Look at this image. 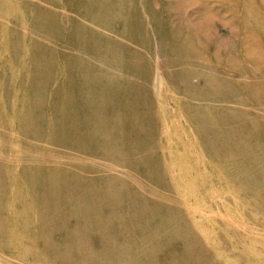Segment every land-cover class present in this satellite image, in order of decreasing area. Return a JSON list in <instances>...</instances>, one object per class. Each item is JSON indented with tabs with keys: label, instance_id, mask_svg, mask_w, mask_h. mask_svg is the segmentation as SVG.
I'll list each match as a JSON object with an SVG mask.
<instances>
[{
	"label": "rangeland",
	"instance_id": "obj_1",
	"mask_svg": "<svg viewBox=\"0 0 264 264\" xmlns=\"http://www.w3.org/2000/svg\"><path fill=\"white\" fill-rule=\"evenodd\" d=\"M71 1L73 0H60V2L59 0H56V2L55 0H0V147L5 148L3 142L6 144V150H0L2 155H0V184L5 185V188L0 191V197L8 195L3 204L5 212H0V223L4 227V230L0 232V264H61V262L66 261H72L71 264H78V261H75L77 256L75 245L78 244L73 242V238H69L63 223L67 217V212L54 217V213L66 208L65 204H60L57 201L58 198L64 197V193H69L65 185L57 184V180L62 179L64 177L63 173L66 171L60 169V174H53V172L43 170L46 165L42 164L45 161L54 163L64 157L70 160L90 158L107 164L110 161H115L119 164H113L114 172L108 171L117 177L113 182L119 187L122 186L123 190L127 188L123 186L125 183L138 187L140 185L139 188L143 187L145 190L143 189L142 194L151 198V202L149 198L146 200V203L152 204L149 206L150 208L157 205L156 198L163 201L162 205L154 210L161 209L160 214L154 217L155 221H153L146 235L145 231L147 229L143 233L129 238L128 241L126 240L127 243L121 241L116 246L105 245V255L110 249L119 245L124 247L129 245L139 251L126 252V255H123L122 260L117 264L126 261L130 264H179L180 257L186 255L190 251V247L199 250V248L193 246L196 245L193 238H199L197 244L201 246L200 251L203 252V254H199L203 257L201 260L203 264H264V191L260 188L264 178L257 180L252 172H264V0H190L191 5L188 1L182 4L181 0H137L139 15L143 19V24L148 36L150 35L151 42V53L145 52L146 55H149L147 57L149 60L151 59L153 65V73L149 72L150 75L152 74L153 83H151L152 85L146 83L148 85L147 89L150 86L147 93L148 101L151 105L156 101L159 106L165 107L167 109L165 110L166 114L169 112L173 115L174 109H176V104L173 101L175 97L173 95L176 93L173 94L172 91L176 80L170 78L176 77L181 82L182 86L175 84V87L181 88L182 97L192 93L178 78L181 76L178 73L181 69L191 67L189 62L194 60V54L192 52V55H190L186 43L187 49L184 48V51L189 56L187 58L180 56L179 58L178 55H175V60H171L173 54L169 52L166 43L171 37L180 34L181 31L191 30L192 18H198V21L205 20L207 17L210 19L211 25L207 27L210 31L208 34L212 33V38L215 39V42H218V48H225L227 51L225 58L227 60H224L222 54L221 57L218 55L217 59H222L221 66H225V70L230 69L228 76L225 75L226 79L231 82L235 92L233 96L229 97L230 103L223 100L220 104L222 110L217 109L212 116L214 119H219L222 118L223 113H226L228 125L236 127V131L230 138L226 148L233 151L232 160H205L194 155L195 150L188 151L185 145L173 144L176 150H173V146L170 145L163 148L165 145L162 144L161 125L158 121L159 128L156 131L155 128L158 123L151 121L150 118L147 125L148 136L145 137L143 131L140 130L131 133L128 144L122 142L123 144L119 143L118 146H108L106 148L107 153L97 154L96 157H87L71 152L67 146L63 147L50 143L49 147L45 137L39 140L40 144L37 146L30 142L29 150L32 153L48 156L49 160L44 158L29 159V165L35 164V168L38 169L31 168L27 170L26 167L22 168L21 165L19 170L22 159L25 158L22 154L28 146L21 143L19 137L17 138L19 127H16L15 124L17 117L22 114L23 102L28 99L29 93L31 94L30 90L35 91V87H40L35 92V96L40 98L39 103L41 105L47 102V107H39V112L43 115L44 127L45 123L54 119L52 110L55 107L53 105L60 106L62 104L63 106L64 104V98L66 97L64 92L61 91L67 85L64 76L69 77L72 73L67 68V64L72 57L84 59L97 69H110L109 71L112 72L110 74L113 75H120L121 72L116 68L117 65L108 64L104 61L109 58L108 56H101L102 54H100L99 56L104 60H99L98 55L94 56V54L85 50V47H82L81 51H76V45L73 47L65 41L68 36L74 39L75 34L71 29L75 28L76 30L73 24L77 23V20H81L71 12ZM180 12L183 16L177 17L174 15ZM204 13L208 15L202 16ZM159 17L162 21L161 28H158L156 21H154L155 18ZM51 20H53L55 31L48 28V21ZM179 24H185L184 28H181ZM52 31L56 33L54 35L56 39H50ZM38 36L40 38H37ZM108 37L109 39L112 38L111 36ZM213 43L214 41L209 43V40H206L205 45L198 49L199 52L203 51L201 53L204 54L203 57L215 58L213 52L217 48L214 50ZM117 44L118 46H125L126 49L130 48L128 52L139 50L143 53L140 42L132 44L128 41L119 40L118 42L117 40ZM42 46H47L46 48L50 49L53 54H47L42 50ZM238 68H242L243 71L248 69L247 71L252 77L243 75L235 78L236 76L232 75L235 74V70H239ZM71 71L73 70L71 69ZM130 77L128 84L129 81L136 82V80H140L143 83L148 81V79L137 77L132 71ZM72 99L67 104L71 110L68 109L65 112H78V110H75V100ZM207 102L213 105L217 104L210 99L206 100V103L191 100V103H198L208 109ZM231 102L236 104L237 108ZM159 106H155V109H158ZM161 106L159 112H162L160 110V108L162 109ZM191 106L194 107L192 104ZM162 114L160 115L161 121L166 123L168 119L165 118L166 115L163 112ZM23 124L25 128L32 125L27 121ZM183 129L189 131L187 138L190 141L197 139V130H200L197 124L185 126ZM23 133H26V131ZM168 135L175 136V131L171 130ZM187 138L185 137V141L188 142ZM172 140L174 139L172 138ZM134 141H138L140 146L137 149L132 147L130 149ZM183 143L186 144L184 141ZM256 145L260 151L255 149ZM12 146H17L20 149L19 152L10 151V148H13ZM238 147H243V150L251 158H244L241 155L242 149ZM168 149L173 150V154L181 158L180 162H182L180 164L174 163L171 166L170 161L165 162L166 164L162 163L161 155L163 151L166 155ZM101 150H104V148ZM220 151L226 152L225 149H220L218 152ZM173 154L169 156V159L174 160ZM6 157L8 158L7 162L5 161L7 160ZM18 157L19 159H17ZM253 158L258 161L256 165L252 164ZM160 160L162 165L169 166L170 169L161 175L155 176L151 173V167L152 165H159ZM242 162H247L243 166L242 172L230 174V170L234 165L241 167ZM69 164H71L70 169L78 165L77 161H70ZM222 170L224 173H229L223 174ZM30 171L36 174L31 177L29 176ZM92 172L93 170L86 168L69 171V174L72 176L70 178L74 179V182L80 187L92 185L87 178L96 181L107 179L106 176L101 178L97 171L93 174ZM251 173L252 175H250ZM75 178L77 179L75 180ZM17 186H20V188L13 192L12 188ZM27 187L29 188L25 191ZM160 193L162 195H159ZM33 194L36 199L33 201L35 206L31 202ZM100 196L104 197V195ZM7 201L9 206L8 204L5 206ZM15 201L20 202L12 205V202ZM48 201L50 204H47ZM76 205H79V203ZM105 207H101V209L106 212L108 209ZM131 207L123 198H119L118 205L111 210L117 209L121 214L128 215ZM48 210L50 215H48ZM14 220L19 224L18 227ZM25 220L32 227L28 228V233L22 236L23 229L21 227ZM37 221L39 226L34 225ZM208 223L213 225L209 232L213 233V239L214 233H216L223 241H228L231 236L223 232V229L229 226L227 229L236 230L234 235L238 236L241 242L235 248L233 247V252H221L217 248L214 249L210 242L203 240V227ZM216 223L220 226H217ZM5 226L7 230H5ZM221 230L223 235L219 234ZM175 231L177 236L173 234ZM178 231H182V233H178ZM82 234L85 239L90 238L87 236V232L84 234L82 231ZM188 236H190V240ZM96 241L99 242V240L94 239V242ZM114 242L115 240L113 244ZM9 243L11 244L8 245ZM19 246L28 247L31 250V257L15 248ZM43 246H51L52 254L45 253L42 250ZM59 247H63L65 250L57 251ZM139 253L143 255L142 259L138 255ZM35 255L39 259L35 258ZM185 255L183 258H188ZM190 256L198 257V252ZM106 258L109 259L110 256H106ZM189 262L192 261L189 260Z\"/></svg>",
	"mask_w": 264,
	"mask_h": 264
},
{
	"label": "bare ground",
	"instance_id": "obj_2",
	"mask_svg": "<svg viewBox=\"0 0 264 264\" xmlns=\"http://www.w3.org/2000/svg\"><path fill=\"white\" fill-rule=\"evenodd\" d=\"M187 1L189 5H191L190 0H181L182 4ZM71 3V7H68H70L71 12L78 16V18H81V20L79 19L80 22L77 20V23L73 24L76 27V30L73 27V29H71V31L75 34L74 39L71 38V36H68L65 41L69 42L73 47H75L76 45V51H81L82 47H85V50H88L90 53L94 54V56L98 55L97 57L99 60H104L99 56L100 54H102L101 56H108L109 58L104 61L108 64L117 65L116 68L121 72L120 75H113L110 74L112 73L109 71L110 69H97L95 68V66L90 65V62L84 59L81 60L80 58L75 59L72 57L70 62L67 64V68H69V71L72 73L69 75V77L67 75L64 76L66 77L67 85L64 90L61 91L64 92V95L66 97L64 98V104L63 106L62 104L60 106L53 105L55 107V109L52 110L54 119H52V121L48 123H45L44 127L43 115L41 112H39V110L41 106L47 107V102L41 105L39 103L40 98H37L35 96V92L40 87H35V91L30 90L31 94L29 93L28 99L23 102L22 114L17 117V122L15 124L16 127H19L17 138L19 137L21 143L28 146L22 154L25 156V158L22 159V164H20L19 170L21 169V165L22 168L26 167L27 170L31 168L38 169L35 168V164H33L32 166L29 165V159L44 158L49 160L48 156H41L39 154L37 155L36 153H32L29 150L30 142L33 145L37 146L38 144H40L39 140H42V138L45 137V140H47V142L49 143V147L50 143L63 147L67 146L68 149L70 148L69 150L71 152H76L87 157H96L97 154L107 153L108 151H106V148L108 146H118L119 143L122 142H124V144H128L131 133L140 130L143 131L145 137L148 136L149 131L147 130V125L150 122V118L151 121H154L156 123H158L159 121L161 125L160 127L163 133L162 144L163 146L165 145L163 148H167V146L169 145L173 146V144H177L178 146L185 145V147L188 148V151L195 150V153L193 154L197 157H202L205 160H232L233 151H229L226 148L230 138L236 131V127L228 125V117H226V113H223L221 116L222 118L219 119H214L212 116L214 115V112L217 111V109L222 110L220 104L223 100H226L228 101V103H230L229 97L233 96L235 92L233 91L231 82L226 79V75L228 74L230 69L225 70V66H221L222 59H217V56L219 55L221 57L222 54L224 60H227L225 59L227 56V51L225 48H218V42H215V39L212 38V33L208 34L210 31L207 29V27H209L208 25H211L210 19L208 17L207 19L202 21H198V18H192L190 23V25H192L191 30L186 29V31H181L180 34L178 33L173 38L171 37L166 43L168 44L169 52L173 54V58L171 60H175V55H178L179 58L180 56L187 58L189 55L184 51L187 48L189 49L190 55L194 54V60L189 62L191 63V67L181 69L180 73H178V75L181 74V76H179L178 78L182 80V82L189 88L188 90H190L192 93H189L188 95H184V97H182L181 88L175 87L176 85L182 86L181 82H179L176 77L170 78L176 80V85L174 84V87L172 88L173 94L176 93L173 95V97L175 96L173 98V101L176 104V109H174L173 115L169 112H167L166 114L165 110L167 109L160 105L162 107V109L160 108V110H162V112L166 115L165 118L168 119L166 124L162 123L161 121L160 115L162 114V112H159V104H157L155 101L151 105L148 101L147 93L150 90V86L148 87V89L146 87L148 85H152L151 83H153L151 76L152 74L150 75V73H153V65L150 61L151 59L149 60V58L147 57L149 55H146L145 52L149 54L151 53V42L149 38L150 35L148 36L145 25L143 24V19L140 18L137 0H73L71 1ZM174 15L177 17L183 16L182 12ZM205 15L206 14L204 13V15L202 16ZM53 20L48 21V28L55 31ZM66 21L68 22V20ZM154 21H156L158 28H161V17L155 18ZM71 22L73 23V21ZM179 25L181 28H184L185 26V24ZM54 31L51 32L50 39H56V37L54 36L56 33ZM108 36H111L113 38H110L112 39V41H110ZM37 38H40V36H38ZM71 40L74 42H72ZM117 40L118 42L119 40H124V42L128 41L132 44H138L140 42V48L143 50V53L139 50L128 52L130 48L126 49L125 46H118ZM206 40H209V43L214 41L212 46H214V50L217 48L216 51L213 52L215 53V58L212 57V59H210L207 56L203 57L204 54H201L203 51L201 50L199 52L198 49L202 48L205 45ZM185 43L187 44V48ZM46 47L42 46V50L47 52V54L49 55L53 54L51 53V50H48V48ZM200 58L203 60H201ZM35 60L38 61L40 59ZM71 69L73 71H71ZM238 69L239 70H235V74L232 75L236 76L235 78L240 76L242 77L243 75H250L249 71H247L248 69H245L244 71L242 68ZM131 71L137 77L148 79V81L144 83L140 80H136V82L129 81L128 84V80L129 78H131ZM250 76L252 77V75ZM71 99L75 100V110H78V112L76 113H73L72 111L65 112V110L70 109L67 104L71 101ZM208 99L214 100L217 104L213 105L207 102L209 108L206 109L198 103H191V100L206 103V100ZM191 104L194 105V107H192ZM232 104L235 108H237L236 104ZM155 106H159L158 109H155ZM192 111L193 113H191ZM25 121L30 122L32 124V127L27 126V128H25V123L23 124V122ZM40 121L42 122L40 123ZM159 123L155 128L156 131L159 128ZM194 124H197L200 130H197V139L195 141H190V139L187 138V134L189 133V131H186L187 129L184 131L183 128L185 126L188 127ZM236 126L240 127L239 125ZM171 130L175 131V136L168 135ZM25 131L26 133H23ZM185 137L188 139V142L185 141ZM172 138L174 140H172ZM183 141L186 144H184ZM3 143L4 147L6 148L5 142ZM139 146L140 143L138 141H134L131 144L130 149L131 147L133 149H137ZM12 147L13 148H10V151L19 152L20 149L17 146ZM5 148L0 147V150L4 151L6 150ZM103 148L104 150H101ZM238 148L242 149L243 152L241 155H243L244 158H251L243 150V147ZM220 149H225L226 152H218ZM255 149L260 151L257 145ZM173 150L176 149L174 148ZM173 150L168 149L169 153L167 152L166 155L163 151L161 155L162 163L166 164L165 162L170 161L171 166H173L174 163L180 164L182 162H180V157H177L173 154ZM172 154L174 155V160L169 159V156H172ZM6 159L7 160L5 161L7 162L8 158L6 157ZM17 159H19V157ZM70 161H77L78 165L74 166L73 169H70ZM257 162V159H254V161H252V164L256 165ZM162 163L160 160L159 165H152L151 173L153 175H161L170 169L169 166H164L162 165ZM42 164L46 165L45 169L43 170L53 172V174H60V169L66 171L63 173L64 177H62V179L60 180H57L58 185H65V187L68 188L69 193H64V197L62 196L57 200L58 203L65 204L66 208L57 213H54V217H58L60 214L67 212V217L63 223L65 225V231L67 232V234H69V238H73V242H75V244L77 242L78 244L77 246L75 245V253H77L75 261H78V264H117L122 260L123 255H126V252L134 253L135 251H137L129 245H126L125 247L123 245H119L118 247H113L112 249H110L106 253V255L104 253V249H106L105 245L116 246L121 241H128L129 238L143 233L147 229L145 231L146 235L148 229L151 228L153 221H155L154 217L160 214L161 209H158L156 211L154 210L160 207L163 201H161L159 198H156L157 205L153 208H150L149 206L152 204L146 203V200L149 198V201L151 202V198L142 194L144 192L143 187L139 188L140 185L138 187L136 185L128 183H125V185H123L127 187L126 190H123L122 186L119 187L115 182H113V180L117 178L116 175L110 174L108 172H114L115 168L113 167V164H119L115 161H110V163L107 164L97 162V160L95 161L90 158L86 160H70L69 158L64 157L63 159L55 161L54 163L45 161ZM246 164L247 162H242L241 167H237L236 165H234V167L230 170V174L233 175L237 172H242V168ZM86 168L93 170L92 174L97 171L98 175H101V178L106 176L107 179L96 181L87 178V180L91 182L92 185L80 187L76 182H74V179L70 178L72 176H70L69 171L71 172L72 170H81ZM252 172L253 175L256 176L255 178L257 180H261L262 178H264V172ZM222 173L228 174L229 172L224 173L222 170ZM35 174L36 173L30 171L29 176L33 177V175ZM250 175H252V173ZM76 179L77 178H75V180ZM3 188H5V185L0 184V191H2ZM19 188L20 186H17L15 188L13 187L12 191L16 192ZM28 188L29 187H27L25 191H27ZM260 188L264 191L263 181L260 184ZM37 194L39 195V193ZM99 195H104V197H99ZM159 195L162 194L160 193ZM6 196L0 197V212H5V207L3 206V204ZM119 198H123L125 202L132 206L131 211L128 215L121 214V212H118L117 209L111 210L118 205ZM34 200L36 199L35 195L33 194V198L31 199L32 204ZM20 201L12 202V205L13 203ZM77 203H79V205H76ZM6 204H8L9 206L8 201L5 203V206ZM47 204H50V202L48 201ZM104 206H106L105 208L108 209L106 212L101 209V207ZM53 211L54 210L52 209V212ZM48 215H50L49 210ZM174 216L176 217V215ZM15 224L18 227L19 224L16 221ZM34 225L39 226V222L37 221ZM212 226L213 225L211 223H208L203 227L202 236L204 237V239H202L206 240L208 243L210 242L214 249L217 248L221 252H233L235 246H237L241 242L238 236L234 235L236 230H230L227 229V227L229 226H224L226 228L223 229V232L229 234V236L231 237L228 241H223L219 237V235H216V233H214L215 235L213 239V233H209L212 229ZM217 226L220 225L217 224ZM31 227L32 225L29 224L28 221H23L21 227L23 229V231L21 232L23 233L22 236L28 233V228ZM3 230L4 227L0 223V232H2ZM5 230H7L6 226ZM81 230L84 232V234L87 232V236L90 237L89 239L87 238L88 240L85 239ZM223 232L221 230L219 234L223 235ZM178 233H182V231H178ZM173 234L177 236L176 231L173 232ZM189 237L190 236H188V238ZM94 239L99 240V242H94ZM190 239L191 238H189V240ZM114 240L115 242L113 244ZM127 241L124 243H127ZM5 242L7 243V241ZM193 242L196 244L193 246L199 248V250L192 249V247H190V251L186 253V255L184 254L188 258H183L184 255L181 256V261H179V264H203V262L201 261L203 257L199 256V254H203V252L200 251L201 246L197 244L199 242V238H193ZM10 244L11 243H9L8 245ZM50 247L51 246H43L42 250L47 254H52L53 251L50 250ZM15 248H18L20 252L26 254L28 257H31V250H29L28 247L19 246ZM63 250H65L63 247H59L57 249V251ZM195 252H198V257L190 256ZM218 252H216V254H218ZM138 255L141 259L143 258V255H141L140 253ZM106 256H110V258L107 259ZM35 258L39 259L37 255H35ZM189 260H191L192 262L190 263ZM70 262H61V264H71ZM122 264L130 263L126 261Z\"/></svg>",
	"mask_w": 264,
	"mask_h": 264
}]
</instances>
